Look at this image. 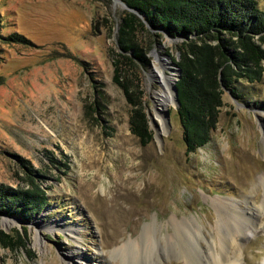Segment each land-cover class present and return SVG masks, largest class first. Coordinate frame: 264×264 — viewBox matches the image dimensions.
Segmentation results:
<instances>
[{
  "label": "rangeland",
  "instance_id": "1",
  "mask_svg": "<svg viewBox=\"0 0 264 264\" xmlns=\"http://www.w3.org/2000/svg\"><path fill=\"white\" fill-rule=\"evenodd\" d=\"M126 10L116 0H0V186L23 187L25 165L49 200L27 224L0 216L6 233L26 228V248L0 246V264H264V74L235 85L239 100L224 91L209 142L186 155L175 101L169 118L155 115L156 55L173 70L172 86L179 78L180 41L164 36L141 73L153 134L143 147L112 80ZM127 194L120 223L109 222L102 207ZM230 201L238 214L221 220ZM171 218L186 231L176 233ZM128 240L135 263L111 254Z\"/></svg>",
  "mask_w": 264,
  "mask_h": 264
},
{
  "label": "trees",
  "instance_id": "2",
  "mask_svg": "<svg viewBox=\"0 0 264 264\" xmlns=\"http://www.w3.org/2000/svg\"><path fill=\"white\" fill-rule=\"evenodd\" d=\"M124 11L117 26L119 52L113 60V82L130 108L129 130L147 146L153 139L144 108L141 73L150 66L147 54L164 34L181 40L175 84L186 155L205 146L216 129L224 91L239 100L235 85L258 83L264 74V6L258 0H119ZM149 27V28H147ZM154 32V33H153ZM147 34L141 42L137 34ZM58 164L55 162L54 165ZM24 186H0V216L30 223L49 206L38 172L22 165ZM0 230V246L26 248V228Z\"/></svg>",
  "mask_w": 264,
  "mask_h": 264
},
{
  "label": "bare ground",
  "instance_id": "3",
  "mask_svg": "<svg viewBox=\"0 0 264 264\" xmlns=\"http://www.w3.org/2000/svg\"><path fill=\"white\" fill-rule=\"evenodd\" d=\"M164 58V57H163ZM163 60V59H162ZM166 71H168L169 73H167ZM155 76V78L157 79L159 85L161 86V89L155 93V97H154V103H155V115L157 117V119H160L162 121V118L164 117L163 116V113L165 110H167L170 106H172L173 104V101H174V91H173V81H174V76L175 74L173 73V70H171V68L167 65L163 66V63L161 61L158 60V55H156V60L153 64V72H152ZM161 125V124H160ZM159 126V125H158ZM157 133L160 135L161 133L164 132L163 130V127L161 126V128H158L157 129ZM264 140V139H263ZM111 171V170H110ZM129 173V172H128ZM131 175V174H130ZM117 176V175H116ZM128 178H134V176H129ZM136 178V177H135ZM139 178V177H138ZM124 179V178H123ZM137 180V179H136ZM111 182V181H110ZM123 182V181H122ZM132 182V181H131ZM135 182V181H134ZM133 182V183H134ZM128 183V182H127ZM118 184V183H117ZM124 184V183H123ZM119 185V184H118ZM121 185V184H120ZM121 186H124L125 185H121ZM90 187V186H89ZM115 187V186H114ZM118 187V186H117ZM123 188V187H122ZM119 189V188H118ZM92 190V189H90ZM100 190H101V196H102V200H106V190H105V187L104 185H102L100 187ZM109 191V190H108ZM129 192V191H128ZM113 194V193H112ZM128 194L125 195V196H122L118 197V199H114L113 203L109 206V207H102V210H101V213L103 215H106L107 216V220L109 222H111V219H115L116 220V223L119 224V220L118 218L120 219V215L123 214L124 212L127 211L126 208H123L122 205L125 201V199L127 200ZM91 197V196H90ZM83 198L85 199H88V197L84 196L83 195ZM84 199V200H85ZM129 200V199H128ZM86 201V200H85ZM87 202V201H86ZM232 201H230V203L228 205H225L224 206L221 204V203H217V208L221 206V208H225V211L223 210V212H218V215L220 217L221 220H230L231 219V215L232 214H238V211H237V206L234 204V203H231ZM88 203V202H87ZM99 210V209H98ZM237 211V212H236ZM130 213V211H129ZM126 214V213H125ZM130 215V214H129ZM235 216V215H234ZM233 217V216H232ZM238 217V216H237ZM234 219V218H233ZM237 219V218H236ZM239 219V218H238ZM242 219V218H241ZM232 220V219H231ZM230 220V221H231ZM135 221V220H134ZM170 223H172L174 226H175V232L176 233H181V232H185L186 231V227H185V224L183 222H180L179 220L175 219V218H171ZM124 223V222H123ZM235 224V223H234ZM2 225L4 226H7L10 227L12 224L11 223H2ZM236 226V225H235ZM234 226V228H235ZM245 227V226H244ZM221 230V229H220ZM145 231V235L149 237V235L151 234V230L150 228H148L147 230H144ZM71 234H73V232L69 231ZM228 232H231V231H228ZM244 232V231H243ZM242 232V233H243ZM240 233V232H239ZM246 234V232H244ZM230 235V234H229ZM233 235V234H232ZM225 238V237H224ZM146 239V238H145ZM139 241V240H137ZM136 241V242H137ZM148 241V240H147ZM222 241V240H221ZM135 240H128V242H125L123 243L121 246H119L118 248L114 249L112 251L111 254H116V256L118 255L120 258H122V260H124L125 258V255L126 254H130L129 257H127V262H132V263H135L136 262V257L134 256V253H135V250L132 252L130 247L133 246L135 247L137 243H134ZM223 243V242H221ZM146 244V243H145ZM225 244V243H224ZM223 245V244H221ZM225 247V246H223ZM137 248V247H136ZM147 248V247H146ZM226 248V247H225ZM130 251V252H129ZM137 252H138V249H137ZM138 254V253H137ZM141 254V253H140ZM149 254V253H148ZM221 255V254H220ZM115 256V257H116ZM117 256V257H118ZM212 256V255H210ZM118 258V259H120ZM211 258V257H210ZM214 258V257H213ZM121 260V259H120ZM147 260V259H146ZM214 260V259H213ZM222 260H225V258L223 257ZM145 261V260H144ZM200 260H197V262H194V261H190L188 258L184 259V264H200L198 263ZM207 261V260H206ZM209 261V260H208ZM216 263L219 261V260H215ZM126 261H123V262H120L119 264H125ZM148 262V260H147ZM214 262V261H213ZM209 263V262H207ZM215 263V262H214ZM213 263V264H214ZM129 264V263H128ZM206 264V262H205Z\"/></svg>",
  "mask_w": 264,
  "mask_h": 264
},
{
  "label": "water",
  "instance_id": "4",
  "mask_svg": "<svg viewBox=\"0 0 264 264\" xmlns=\"http://www.w3.org/2000/svg\"><path fill=\"white\" fill-rule=\"evenodd\" d=\"M116 1H118L122 6H124L126 9H127V11H129V12H133V13H135L136 14V11H134V10H132V9H130V8H128L124 3H122L121 1H119V0H116ZM164 36H167V35H165L164 34ZM167 37H169V36H167ZM170 38V37H169ZM171 40L172 41H181V40H176V39H173V38H171ZM175 65V64H174ZM176 67V66H175ZM177 68V67H176ZM177 70H178V68H177ZM178 72H179V70H178ZM179 77V76H178ZM178 80H176L175 82H177ZM173 91H174V101H175V109L177 110V108L179 107V105H180V103H179V100H178V95H177V90H176V87H175V84L173 85ZM165 116H166V118H169V110H167L166 111V113H165ZM154 126H155V123H154ZM155 128H156V126H155Z\"/></svg>",
  "mask_w": 264,
  "mask_h": 264
}]
</instances>
